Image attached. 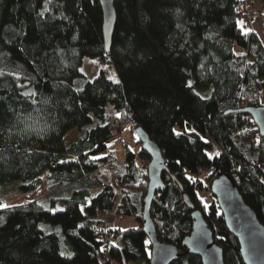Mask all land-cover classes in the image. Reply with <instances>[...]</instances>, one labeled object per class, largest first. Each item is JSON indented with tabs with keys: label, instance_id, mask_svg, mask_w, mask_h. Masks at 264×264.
<instances>
[{
	"label": "trees",
	"instance_id": "trees-1",
	"mask_svg": "<svg viewBox=\"0 0 264 264\" xmlns=\"http://www.w3.org/2000/svg\"><path fill=\"white\" fill-rule=\"evenodd\" d=\"M243 7V0H116L107 53L99 0H0V187L29 195L58 186L46 200L0 208V264H150L143 210L151 158L142 149L143 170L130 149L122 162L98 158L114 130L128 125L153 137L165 158L150 211L160 241L185 251L200 210L224 263L245 264L210 188L232 176L264 227V138L238 112L263 105L264 39L242 31ZM105 57L117 82L103 70L93 80L81 74L86 58ZM86 126L65 145L70 131ZM198 187L210 191L209 210ZM117 201V214L136 226L106 224ZM173 264L202 260L190 254Z\"/></svg>",
	"mask_w": 264,
	"mask_h": 264
},
{
	"label": "water",
	"instance_id": "water-1",
	"mask_svg": "<svg viewBox=\"0 0 264 264\" xmlns=\"http://www.w3.org/2000/svg\"><path fill=\"white\" fill-rule=\"evenodd\" d=\"M116 0H99L103 10V31L105 52L111 53L114 28L117 23ZM29 87V84L26 85ZM238 112L249 115L264 138V106L248 107ZM141 148L151 161L148 165V193L144 199L143 231L152 245L150 264H173L185 255H195L202 264H225L224 252L214 240V232L209 229L200 210L194 211L191 233L183 241L184 250L160 241L151 218L153 199L157 191L163 188L164 171L167 170L165 158L153 137L141 128L136 129ZM211 192L221 209L227 229L239 241L242 261L245 264H264V227L253 208L246 203L244 197L230 175H221L211 184Z\"/></svg>",
	"mask_w": 264,
	"mask_h": 264
},
{
	"label": "rangeland",
	"instance_id": "rangeland-1",
	"mask_svg": "<svg viewBox=\"0 0 264 264\" xmlns=\"http://www.w3.org/2000/svg\"><path fill=\"white\" fill-rule=\"evenodd\" d=\"M244 5L246 4L243 0ZM242 17L243 20H247L248 22H255V18L261 23V25H264V9L263 7L260 9H251L250 6L242 8ZM257 21V22H258ZM83 67L81 68V74L85 75L89 80L95 79L96 76L99 75V72L101 70L105 71V73L108 75L109 79L117 82L118 75L115 71V68L113 64L111 63L110 57H105V59H88L86 58L83 63ZM264 82V80H263ZM262 99V106H264V90L261 95ZM107 111L109 114H113V107L108 104L107 105ZM89 126H86L83 130H72L65 136V145H69L72 142L76 141V138L83 136ZM134 137V141L131 142V144L126 147V143L130 142V140ZM130 149V152H132L135 155L136 159V165L139 170H143L142 166L144 165V159L141 158V144L139 143V137L137 136L136 129L133 127V125H128L126 128L122 129L121 131L114 130V137L113 139L108 143L107 148L105 151L99 153L98 158H104L108 157L109 155L115 157L119 162H122L123 159L127 156L128 150ZM148 161L145 160V163ZM150 163V162H149ZM148 163V164H149ZM99 176L104 182L110 183V176L111 173L107 172L104 168L100 170ZM204 183L206 184V180L203 178ZM13 186V184H12ZM47 186V185H46ZM0 191L4 194V203L10 205L11 207H15V205H24L27 201H32L36 199H43L46 200L47 197L50 194H53L54 192H57L58 186H47L42 187L40 190L35 191V193L24 195L21 192L17 193V188L15 185L13 187H8L3 185V187ZM197 197L201 201L202 207L205 210H209V207L212 203V199L210 197V191L206 187H198L197 188ZM49 202V200H48ZM117 204L114 206L112 211H110L108 214L105 215V221H107V225L113 226L114 224H123V223H133L134 219L123 217L121 218V215L117 214V207H118V201ZM60 204H58V207ZM207 205V207H205ZM56 211V210H55ZM129 264H141V261L132 262Z\"/></svg>",
	"mask_w": 264,
	"mask_h": 264
},
{
	"label": "crops",
	"instance_id": "crops-1",
	"mask_svg": "<svg viewBox=\"0 0 264 264\" xmlns=\"http://www.w3.org/2000/svg\"><path fill=\"white\" fill-rule=\"evenodd\" d=\"M245 1V5H244V7H248V6H250L251 7V9L253 8V9H260V8H262V2H261V0H244ZM243 7V8H244ZM244 21V28L245 29H252L253 31H251V32H256L257 34H259L260 36H261V38L262 39H264V25L262 24L261 25V23L257 20V18H255L254 20H255V22L253 23H251V22H248L247 20H243V17H241L240 19H239V21ZM258 21V22H257ZM241 27V26H240ZM47 186H54V185H52V184H46ZM47 186H45V188L47 187ZM60 206V208H63L64 206H62L61 204L59 205ZM132 219V218H131ZM115 225V224H114ZM115 226H118V227H121V228H123V229H125V228H129V227H134V226H136V223H135V220H134V222L133 223H123V224H116Z\"/></svg>",
	"mask_w": 264,
	"mask_h": 264
},
{
	"label": "snow or ice",
	"instance_id": "snow-or-ice-1",
	"mask_svg": "<svg viewBox=\"0 0 264 264\" xmlns=\"http://www.w3.org/2000/svg\"><path fill=\"white\" fill-rule=\"evenodd\" d=\"M237 23L241 26V29L242 31L244 32L245 35H247L249 32L253 31L252 29H245L244 28V21H237ZM241 55H243V53H241ZM0 74H2V70H0ZM189 87L192 86L191 82H189ZM30 95H35V93H29ZM197 95H199V93H196ZM175 131V130H173ZM180 133H177V135H179ZM216 156H219V152L215 153ZM209 156V159L212 158V154L209 153L208 154ZM179 163V162H178ZM261 183H264V181H261ZM8 207H11L10 205H7V204H3V203H0V208H8ZM205 207H207V205H205ZM122 231H124V229H122ZM61 255H64V253H61Z\"/></svg>",
	"mask_w": 264,
	"mask_h": 264
},
{
	"label": "built area",
	"instance_id": "built-area-1",
	"mask_svg": "<svg viewBox=\"0 0 264 264\" xmlns=\"http://www.w3.org/2000/svg\"><path fill=\"white\" fill-rule=\"evenodd\" d=\"M111 127H112V128H115V129L117 128L115 122H112V123H111ZM133 141H134V137L130 140V142L127 143V146H129V145L131 144V142H133ZM102 169H103V168H102ZM109 169H110V167H109ZM100 170H101V169H100ZM100 170H99V172H100ZM106 183H107V182H106ZM102 227H104V228L106 229V226L103 225Z\"/></svg>",
	"mask_w": 264,
	"mask_h": 264
},
{
	"label": "bare ground",
	"instance_id": "bare-ground-1",
	"mask_svg": "<svg viewBox=\"0 0 264 264\" xmlns=\"http://www.w3.org/2000/svg\"><path fill=\"white\" fill-rule=\"evenodd\" d=\"M157 194V193H156Z\"/></svg>",
	"mask_w": 264,
	"mask_h": 264
}]
</instances>
